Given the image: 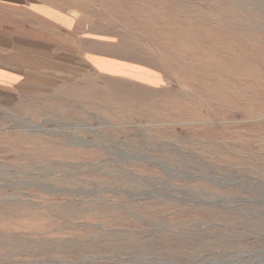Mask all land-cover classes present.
Wrapping results in <instances>:
<instances>
[{"label":"rangeland","instance_id":"374dc122","mask_svg":"<svg viewBox=\"0 0 264 264\" xmlns=\"http://www.w3.org/2000/svg\"><path fill=\"white\" fill-rule=\"evenodd\" d=\"M43 1L162 82L0 96V264H264V83L182 61L262 55L264 0Z\"/></svg>","mask_w":264,"mask_h":264},{"label":"crops","instance_id":"0c3cea01","mask_svg":"<svg viewBox=\"0 0 264 264\" xmlns=\"http://www.w3.org/2000/svg\"><path fill=\"white\" fill-rule=\"evenodd\" d=\"M108 46L86 38L76 17L43 0H0V96L71 83L89 62L129 83L162 82L156 73L114 59Z\"/></svg>","mask_w":264,"mask_h":264},{"label":"bare ground","instance_id":"6f19581e","mask_svg":"<svg viewBox=\"0 0 264 264\" xmlns=\"http://www.w3.org/2000/svg\"><path fill=\"white\" fill-rule=\"evenodd\" d=\"M252 39H257V37H252ZM227 44H230V43H227ZM215 47H216L214 49L215 51L212 50L210 53L207 52L206 54H205V52L195 53L193 55L183 54L182 55V61H184V62L185 61H189V62L193 61V62L201 63V64L205 65L207 67L206 69H208V70H213V71H218V72L225 70L227 72V77H222V76L217 75V78H218L217 80L215 79L212 81V78H210L209 81H207V83H212V84L213 83H216V84L219 83L220 88L217 87L218 91H221V90L224 91L223 87L225 88V86L228 83H236L238 85L240 84V86H243L244 91H241L240 96L237 99L238 100L240 99L243 101L244 97H249V95L251 93L250 90H248L247 88H249V87H256L257 88L259 85V82L262 84L264 83V71L262 72V70H261V72H258V73L255 72L252 76L250 75L252 78L251 81L246 80L244 77L243 78H236V75H237V73H240L241 71L253 70V69H255L254 67H260L261 64L264 62V53L262 55L256 54V53L255 54L241 53V54L232 55V52L230 50L231 45L224 47V46H221L220 43H218V44L216 43ZM256 69H259V68H256ZM232 75H234V76L231 78L230 76H232ZM202 83H204V81ZM221 83H223L222 87H221ZM250 83H253V84H250ZM251 85H253V86H251ZM213 86H214V84H213ZM214 90H216V89H214ZM222 91H221V94H223ZM217 93H219V92H217ZM251 95H253V94H251ZM241 104L243 105L242 102H241ZM244 105L246 106V103ZM245 106H243V107L241 106L239 108H242V110L243 109L245 110V108H246ZM251 106L252 105L248 104L247 107L250 108ZM263 115H264V112H261V113L257 112V114H253L254 118H259V117L261 118V116H263Z\"/></svg>","mask_w":264,"mask_h":264}]
</instances>
